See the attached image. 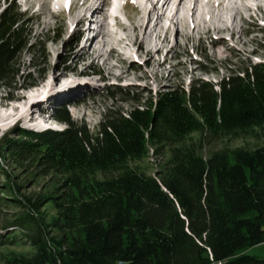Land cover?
Wrapping results in <instances>:
<instances>
[{"label":"trees","instance_id":"16d2710c","mask_svg":"<svg viewBox=\"0 0 264 264\" xmlns=\"http://www.w3.org/2000/svg\"><path fill=\"white\" fill-rule=\"evenodd\" d=\"M29 26L17 5L0 9L2 87L14 88L22 54L37 46ZM130 101L129 112L109 109L97 134L63 108L55 120L64 131L22 129L0 140L2 160L64 177L47 194L24 195L0 164V220L13 218L3 227L15 231L0 234L1 245L19 232L34 250L4 264H264L248 254L264 244V143L205 157L203 145L186 142L194 133L220 139L264 130V64L231 71L217 85L195 80L188 90ZM152 147L170 152L159 176L129 167ZM47 205L57 212L50 222Z\"/></svg>","mask_w":264,"mask_h":264},{"label":"rangeland","instance_id":"374dc122","mask_svg":"<svg viewBox=\"0 0 264 264\" xmlns=\"http://www.w3.org/2000/svg\"><path fill=\"white\" fill-rule=\"evenodd\" d=\"M59 1L0 0L1 12L8 5H17L20 8L29 21L32 42L37 44L22 54L21 77L17 79L14 88L0 86V114L14 115L5 120L0 117V140L7 134L18 138L16 134L22 129L33 132L64 131L67 126L55 120L56 112L63 108L70 112L75 123L86 125L92 134H97L107 111H131L134 103L130 99L134 96L151 100L157 98L161 92L173 88L185 87L188 90L195 80H205L217 85L231 71L264 64V0H213V4L206 2L211 0H189L197 5V10L182 9L181 6V12L176 17L171 12L159 15L158 24L171 28L169 41L163 44L159 42L161 51L158 53L156 48L153 59L148 63L145 50V56H141L137 54V49L133 51L135 47L127 45L131 44L132 34L129 32L132 23L140 22L144 26L138 31L142 38L149 23L147 16L141 19L143 13L133 0H119V8L122 1L125 3L121 9H117V18L108 21V30L111 33L108 35L112 37L101 39L102 43L110 40V46L114 44L118 49V53L114 52L112 55L109 54L111 47L107 43L95 48H81L86 43L83 44L82 36L85 33L79 35V32L86 28L88 21L79 28H72L84 15V7L91 2L82 7L84 0ZM215 2L223 4L218 6ZM72 4L74 10L68 13V7ZM247 4L253 6L254 11H245ZM258 6H262V10H258ZM52 8L56 11L55 15H52ZM232 10L243 12L244 19L236 17ZM151 24L153 25L152 22ZM206 28H234L236 31L234 35L230 32L217 34L213 31L206 34ZM148 33L144 39L148 38ZM160 34L164 35L165 29ZM102 55L105 56L98 58ZM126 70L130 73L118 80L117 75ZM33 84L35 86L32 87ZM118 91L127 95L117 94L111 97V93ZM20 113H25L28 120L14 122ZM45 122L48 126L42 130L31 127L35 123ZM186 142L196 146L203 145L201 153L208 157L212 152L223 148H258L264 143V130L256 129L253 135L220 139L194 133ZM169 157V148L157 150L152 147L146 157L130 161L129 167L148 175L159 176ZM0 164L15 176L24 195L47 194L55 189L56 182L64 181L63 176L48 175L40 168L34 169L28 165L20 168L11 158H0ZM119 174L118 171L97 173L88 177V182L105 181ZM44 213L47 214L48 222L57 216L52 205L44 207ZM9 217L4 216L0 220V234H6L4 238L15 232L12 228L4 231L3 226L13 220ZM16 234V241L5 245H1L0 237V264H4L14 254L33 253L34 250L21 233ZM254 254L263 259L264 244L252 248L250 255Z\"/></svg>","mask_w":264,"mask_h":264},{"label":"bare ground","instance_id":"6f19581e","mask_svg":"<svg viewBox=\"0 0 264 264\" xmlns=\"http://www.w3.org/2000/svg\"><path fill=\"white\" fill-rule=\"evenodd\" d=\"M99 1L100 0H84L83 1L82 7L84 5H86L87 2H91V4L89 5V3H87V7H84L85 8L84 9V15L81 18H79V20L76 21L74 28L75 29L79 28L83 23H85V21L92 23V21L96 17H98V19L96 20V24L98 25V29H97V31H94V30H92L91 25H87L85 29L83 28L80 30L79 35H82L85 33L84 35H82L83 39H84L83 44L86 42L81 48H83V47L87 48V46H92L95 48L99 45L102 46L106 43H107V45L110 46V44H109L110 40L106 43L105 42L102 43L101 39H104V38L110 39L112 37V35H108V34H111L108 30V25H109L108 21H113L117 18L116 11L119 8V2L120 1L119 0H103V1L101 0L100 3H98ZM133 1L135 2L137 8H140L141 12L143 13V17L141 19H143L145 16H147V18L149 19V23L146 27V31H145L144 36H147L148 31H149V33H148L147 39H144V36L142 38V36L140 34H138V31L140 29H142L144 26L141 25L140 22L139 23H136V22L132 23V29L129 32L130 34H132L130 36L131 44L127 43V45H128V47L131 46V48L135 47V48H133V51H134V49H137V54L139 53V54H141V56L144 55V50H145L146 56L145 55L144 56L149 59L148 60L146 58L147 63L153 59V56H154L153 52H155L154 50L156 48H157L156 50L158 53L161 51L162 47L159 46V42L161 44H163V43L169 41L168 34L170 33L171 28L170 27H163L162 24H160V23L158 24V16L159 15H165L167 12H171V13H174V16L176 17V15L180 14V12H181V10H180L181 6H183L182 9L190 8L191 11H195L196 6H197L196 4L194 5V3L189 2V0H147L146 2H145V0H133ZM139 1H140V3H139ZM194 1H199V0H193V2ZM206 2H207V4H209V3L213 4L214 3L213 0L206 1ZM196 3H198V2H196ZM217 3L219 4L218 6L223 4V2H220V3L217 2ZM72 8H73V4L71 5V10H72ZM254 9L255 8L253 6H251L250 4H247L245 11H254ZM257 9L262 10V6H258ZM52 10H53L52 15H55L56 11L53 8H52ZM232 12H233V10H232ZM193 13L195 14V12H193ZM233 14H235V16L238 17L240 20L244 19L243 12H241L239 10H235L233 12ZM99 17H100V19H99ZM151 22L153 23V25L151 24ZM162 29L163 30L165 29L164 35L160 34ZM211 31H213L217 34L218 33H224V32H230L232 35H234L236 30L234 28H227V29L206 28L205 33L208 34ZM154 37H155V39H154ZM176 46H177V44H176ZM110 47H111L110 51H109L110 55H112L114 52L118 53V49L116 47H114V44L111 45ZM140 51H143V53H140ZM169 51H171V49H169ZM94 53H95V51H93V54ZM120 54L121 53L119 52V56H120ZM104 56L105 55H102V56H99L98 58H103ZM86 58H88V57H86ZM128 72H129L128 70L121 71L120 74L117 75V79L118 80L123 79L124 77H126ZM13 116H14L13 113L10 114L9 116H3L0 114V117L3 120L11 118ZM26 117H27V115L25 116V113H20V115L18 116V118L14 122L17 121L19 123L22 121H26V120H28V119H26ZM47 117H49V116H47ZM46 125H47L46 122H45V124L35 123L31 127L34 128L35 130H42L48 126V125L47 126Z\"/></svg>","mask_w":264,"mask_h":264},{"label":"crops","instance_id":"0c3cea01","mask_svg":"<svg viewBox=\"0 0 264 264\" xmlns=\"http://www.w3.org/2000/svg\"><path fill=\"white\" fill-rule=\"evenodd\" d=\"M253 249H254V248H253ZM251 251H252V249L248 251V254H249V255H250ZM252 256L258 257V256H260V255H258V254H254V255H252ZM258 258H262V257H258ZM263 259H264V258H263Z\"/></svg>","mask_w":264,"mask_h":264}]
</instances>
